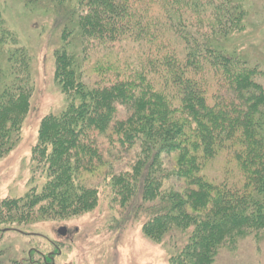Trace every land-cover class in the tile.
I'll return each instance as SVG.
<instances>
[{
	"label": "trees",
	"instance_id": "obj_1",
	"mask_svg": "<svg viewBox=\"0 0 264 264\" xmlns=\"http://www.w3.org/2000/svg\"><path fill=\"white\" fill-rule=\"evenodd\" d=\"M24 1L66 3L54 80L67 102L40 121L31 161L44 184L1 202L0 224L92 211L98 185L85 178L137 147L110 173L111 202L168 242V264H215L241 240L264 241V84L222 47L245 29V0ZM29 59L0 18V160L30 109ZM218 159L223 179L207 178Z\"/></svg>",
	"mask_w": 264,
	"mask_h": 264
},
{
	"label": "rangeland",
	"instance_id": "obj_2",
	"mask_svg": "<svg viewBox=\"0 0 264 264\" xmlns=\"http://www.w3.org/2000/svg\"><path fill=\"white\" fill-rule=\"evenodd\" d=\"M59 5L27 7L24 0H0L3 25L30 58L33 86L19 141L0 160V204L21 199L31 190L39 191L45 182L31 159L41 119L58 113L67 102L54 80V50L60 45L67 16L66 3ZM244 7L248 11L245 29L233 34L222 47L227 54L237 52L248 68H255L254 80L264 84V0H245ZM138 153L135 147L129 158L116 161L108 176L85 178L98 185L97 205L92 211L65 220L33 219L8 227L0 224V264H168L169 255L174 253L168 242L157 244L145 238L141 233L143 218L124 219L118 200L111 202L110 173L127 171ZM221 163L218 159L207 165L204 175L222 180ZM60 228L66 229L63 237L58 234ZM181 237L179 244L185 240ZM215 264H264V241L241 240L233 252L222 250Z\"/></svg>",
	"mask_w": 264,
	"mask_h": 264
},
{
	"label": "water",
	"instance_id": "obj_3",
	"mask_svg": "<svg viewBox=\"0 0 264 264\" xmlns=\"http://www.w3.org/2000/svg\"><path fill=\"white\" fill-rule=\"evenodd\" d=\"M58 234L63 237L66 234V229L65 228H60L58 230Z\"/></svg>",
	"mask_w": 264,
	"mask_h": 264
},
{
	"label": "flooded vegetation",
	"instance_id": "obj_4",
	"mask_svg": "<svg viewBox=\"0 0 264 264\" xmlns=\"http://www.w3.org/2000/svg\"><path fill=\"white\" fill-rule=\"evenodd\" d=\"M67 233V232H66ZM1 240V239H0Z\"/></svg>",
	"mask_w": 264,
	"mask_h": 264
}]
</instances>
